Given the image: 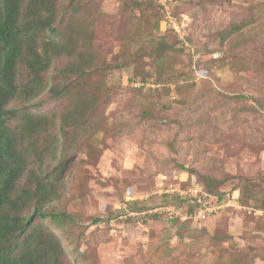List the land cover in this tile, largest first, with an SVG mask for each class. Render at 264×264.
I'll use <instances>...</instances> for the list:
<instances>
[{"label": "rangeland", "instance_id": "rangeland-1", "mask_svg": "<svg viewBox=\"0 0 264 264\" xmlns=\"http://www.w3.org/2000/svg\"><path fill=\"white\" fill-rule=\"evenodd\" d=\"M173 2L181 38L158 29L154 0H72L55 25L76 24L77 7L91 26L99 11L93 38L42 72L38 94L6 106L51 121L23 144L43 156L28 153L21 183H55L44 210L65 216L43 224L64 264H250L245 246L264 264V0ZM79 54L92 57L85 69L108 65L85 81L71 73L53 95ZM16 81H28L21 64ZM189 196L191 215L176 207Z\"/></svg>", "mask_w": 264, "mask_h": 264}, {"label": "trees", "instance_id": "trees-1", "mask_svg": "<svg viewBox=\"0 0 264 264\" xmlns=\"http://www.w3.org/2000/svg\"><path fill=\"white\" fill-rule=\"evenodd\" d=\"M173 1L169 0V9L156 2L162 14L160 21L166 13L173 14L177 20L183 19L185 13L177 12ZM23 2L0 0V264H64L61 261L64 251L57 235L43 224L47 218L55 222L65 216L62 212L44 210V205L57 196L55 183L41 174H34L27 182L21 183L28 163V153L32 152L30 145L23 144L43 130L47 123L51 124V121L46 123L43 116L25 113L18 116L17 110L6 109V106L13 98L22 97L28 92L33 93V96L38 94L36 90L40 86L42 72L55 60L72 57L76 50L73 41L78 44L80 37L84 40L92 39L100 14L99 11L95 12L98 16H95L91 26H79L80 14L76 7L71 19L76 24H64L61 27L55 25L58 14L65 15L71 9L72 0H27L26 5ZM157 27L159 29L160 25ZM166 31H172L181 38L180 31L169 25L162 32ZM42 37L44 39L41 40ZM38 45L40 51L37 50ZM85 56L79 54L76 60L67 59V66L58 69L56 74L60 82L53 89V95H60L66 89L71 73H79L77 75L85 81L88 75L96 76L108 65L99 64L105 60H91L87 66L89 69H85ZM20 64L27 72L26 86H20L16 81ZM128 81L135 89H143L145 83L135 85L134 81L138 79L132 77ZM79 84L77 81L75 99H80L77 92ZM80 109L76 110L77 114ZM15 118L22 120L17 130L10 125ZM32 153H37V158L43 156L42 150ZM59 168L58 174L61 173ZM181 198L176 207L181 209L183 204L186 205L185 211L191 215L199 206L198 199L193 196ZM162 247L161 254L165 255V246ZM246 248L243 247V250L250 254L248 262L253 264L257 256Z\"/></svg>", "mask_w": 264, "mask_h": 264}, {"label": "built area", "instance_id": "built-area-1", "mask_svg": "<svg viewBox=\"0 0 264 264\" xmlns=\"http://www.w3.org/2000/svg\"><path fill=\"white\" fill-rule=\"evenodd\" d=\"M157 1H158L159 4H161L162 6H164L165 9H168L169 8V5H168V1L169 0H157ZM164 24L165 25H169V26L175 28L176 25H178V22H177V20L174 17H172L171 15L167 14L166 15V19L164 21Z\"/></svg>", "mask_w": 264, "mask_h": 264}, {"label": "clouds", "instance_id": "clouds-1", "mask_svg": "<svg viewBox=\"0 0 264 264\" xmlns=\"http://www.w3.org/2000/svg\"><path fill=\"white\" fill-rule=\"evenodd\" d=\"M156 2L158 3V1L156 0ZM159 4V3H158ZM159 5H161V4H159ZM168 5H169V8L171 7V5H170V3H169V1H168ZM164 7V6H163ZM168 8V9H169ZM167 14H169V15H171L172 17H174L175 19H176V16H174L173 14H171V13H166V15ZM165 19H166V16H165V18L162 20V21H160V27H159V29L161 30V31H163L164 29H165V27L167 26V25H165L164 24V21H165ZM187 18H186V16H184L183 17V19H181V20H177V22H178V25H181L182 27L183 26H185L186 27V25H187V22H185V20H186ZM174 28V27H173ZM174 29H176V28H174ZM177 30V29H176ZM178 31V30H177ZM134 84L135 85H137V84H139L138 82H134ZM151 85H153V84H151Z\"/></svg>", "mask_w": 264, "mask_h": 264}]
</instances>
